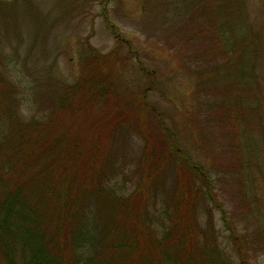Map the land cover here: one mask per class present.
I'll return each instance as SVG.
<instances>
[{
  "label": "rangeland",
  "instance_id": "obj_1",
  "mask_svg": "<svg viewBox=\"0 0 264 264\" xmlns=\"http://www.w3.org/2000/svg\"><path fill=\"white\" fill-rule=\"evenodd\" d=\"M0 74L23 120L62 111L84 133L120 115L103 188L146 183L153 225L171 224L181 154L202 166L201 263L264 264V0H0ZM91 77L102 91L80 101ZM169 145L174 162L144 175L147 150Z\"/></svg>",
  "mask_w": 264,
  "mask_h": 264
},
{
  "label": "trees",
  "instance_id": "obj_2",
  "mask_svg": "<svg viewBox=\"0 0 264 264\" xmlns=\"http://www.w3.org/2000/svg\"><path fill=\"white\" fill-rule=\"evenodd\" d=\"M104 81L91 77L73 88L81 89L80 101L94 102ZM119 116L101 114L84 133L70 129L62 111L23 120L0 74V264H202L199 255L210 250L195 246L194 213L204 188L194 180L211 192L202 166L181 154L169 226L153 225L146 183L128 194L103 188L101 137ZM175 151L169 145L153 158L146 153L142 173H160Z\"/></svg>",
  "mask_w": 264,
  "mask_h": 264
}]
</instances>
